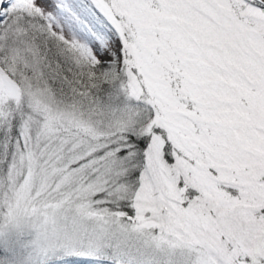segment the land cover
<instances>
[{
  "label": "snow or ice",
  "instance_id": "obj_1",
  "mask_svg": "<svg viewBox=\"0 0 264 264\" xmlns=\"http://www.w3.org/2000/svg\"><path fill=\"white\" fill-rule=\"evenodd\" d=\"M0 213L43 264H264V0H0Z\"/></svg>",
  "mask_w": 264,
  "mask_h": 264
},
{
  "label": "rangeland",
  "instance_id": "obj_2",
  "mask_svg": "<svg viewBox=\"0 0 264 264\" xmlns=\"http://www.w3.org/2000/svg\"><path fill=\"white\" fill-rule=\"evenodd\" d=\"M0 238L4 244L14 246V264H43L42 258L38 259L35 233L26 224L13 225L0 213ZM169 257L167 250L157 248L141 234L128 232L113 261L118 260L119 264H169Z\"/></svg>",
  "mask_w": 264,
  "mask_h": 264
},
{
  "label": "trees",
  "instance_id": "obj_3",
  "mask_svg": "<svg viewBox=\"0 0 264 264\" xmlns=\"http://www.w3.org/2000/svg\"><path fill=\"white\" fill-rule=\"evenodd\" d=\"M0 238V264H14V246L6 245ZM116 261V262H114ZM109 260L108 264H119L118 260Z\"/></svg>",
  "mask_w": 264,
  "mask_h": 264
}]
</instances>
